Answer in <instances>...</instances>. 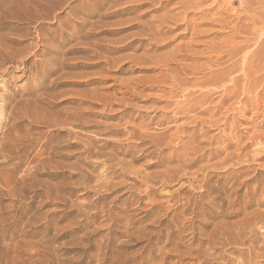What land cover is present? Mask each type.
Returning <instances> with one entry per match:
<instances>
[{
	"label": "rangeland",
	"instance_id": "obj_1",
	"mask_svg": "<svg viewBox=\"0 0 264 264\" xmlns=\"http://www.w3.org/2000/svg\"><path fill=\"white\" fill-rule=\"evenodd\" d=\"M63 2L0 19V264H264V0Z\"/></svg>",
	"mask_w": 264,
	"mask_h": 264
},
{
	"label": "bare ground",
	"instance_id": "obj_2",
	"mask_svg": "<svg viewBox=\"0 0 264 264\" xmlns=\"http://www.w3.org/2000/svg\"><path fill=\"white\" fill-rule=\"evenodd\" d=\"M16 1V0H15ZM240 2V1H239ZM64 3L65 2H63V0H23V1H21V2H19L18 1V3L16 4V10H13L12 12H10V13H7L6 15H2V17H0V19H12V20H19V21H22V20H34L35 18L36 19H43V18H45V17H49V16H51L50 15V13L49 12H51V9H53L54 7H62L63 5H64ZM260 3V2H259ZM264 4V3H263ZM262 4V5H263ZM14 5V4H13ZM61 5V6H60ZM247 6V5H246ZM9 8H10V6H8ZM256 8V7H255ZM6 9V8H5ZM23 9V10H22ZM260 9H264V8H260ZM19 10H22V11H19ZM263 11V10H262ZM243 12V11H242ZM260 12V11H259ZM264 12V11H263ZM262 13V12H261ZM20 14V15H19ZM246 14V13H245ZM262 16V15H261ZM264 16V15H263ZM252 17H253V14H252ZM260 17V16H259ZM56 18V16L53 18V19H55ZM255 18V17H254ZM47 19H49V20H51L52 18H47ZM260 19H262V18H260ZM264 20V19H263ZM39 21V20H38ZM16 22V21H15ZM40 22V21H39ZM43 22V21H42ZM41 22V23H42ZM23 23V22H22ZM35 23V22H34ZM38 23V22H37ZM263 23V22H262ZM263 25H264V23H263ZM35 28V27H34ZM241 30V29H240ZM255 30V29H254ZM260 30V29H259ZM239 31V30H238ZM256 31V30H255ZM261 32V31H260ZM264 33V32H263ZM264 35V34H263ZM260 36H261V33H260ZM23 37H25V36H23ZM264 37V36H263ZM258 40H259V38H258ZM264 40V39H263ZM11 42L12 43H16L15 41H12L11 40ZM232 42V41H231ZM23 43V42H22ZM230 44V43H229ZM232 45V44H231ZM237 45H238V43H237ZM259 45V44H258ZM32 46V45H31ZM242 46V45H241ZM240 46V47H241ZM6 47V46H5ZM38 48V47H37ZM227 48V47H226ZM236 49V48H235ZM239 49V48H238ZM25 50V49H24ZM229 50V49H228ZM231 50V49H230ZM241 50H242V48H241ZM2 51H6V53H7V55H8V58H11L13 55H15L14 54V52L13 51H11V50H0V52H2ZM234 51V50H233ZM240 51V50H239ZM237 52V51H236ZM222 53V52H221ZM239 53V52H238ZM19 55V54H18ZM21 55V54H20ZM231 55H232V53H231ZM223 56V55H222ZM14 57V56H13ZM229 58V57H228ZM221 62V61H220ZM226 62V61H225ZM208 63V62H207ZM224 65V64H223ZM207 66V65H206ZM212 66V65H211ZM212 68V67H211ZM202 71V70H201ZM213 74V73H212ZM257 81H258V79H257ZM256 81V82H257ZM233 82V81H232ZM203 90V89H202ZM200 92V91H199ZM235 93V92H234ZM242 93H243V91H242ZM208 97V96H207ZM42 98V97H41ZM78 112V111H77ZM2 151H3V149H2ZM13 157V156H12ZM1 172V171H0ZM0 175H1V173H0ZM3 175V174H2ZM1 175V176H2ZM12 175V174H11ZM4 176V175H3ZM7 176V175H6ZM5 177V176H4ZM4 177H1V178H3L4 179ZM3 179H1L2 181H3ZM6 179V178H5ZM14 179V178H13ZM1 181V182H2ZM16 181V180H15ZM7 182H9V181H7ZM6 183V182H5ZM7 184V183H6ZM12 185V184H11ZM11 186H9V188H10ZM14 187V186H13ZM18 188V187H17ZM11 189V188H10ZM13 189V188H12ZM6 190H8V188L6 189ZM26 190V189H25ZM20 191V190H19ZM18 191V192H19ZM236 191V190H235ZM5 193V192H4ZM8 194V193H7ZM11 194V193H10ZM9 194V195H10ZM53 194V193H52ZM233 194V193H232ZM37 195L38 196H40V194H38L37 193ZM9 197V196H8ZM11 197H13L12 195H11ZM14 197H16V196H14ZM13 197V198H14ZM22 197V196H21ZM50 197H52V195L50 196ZM49 197V198H50ZM15 199V198H14ZM18 199H20V198H18ZM16 200V199H15ZM263 201V200H262ZM262 203V202H261ZM242 206V205H241ZM259 206V205H258ZM232 207V206H231ZM2 211V210H1ZM239 211V210H238ZM257 211H259V210H257ZM240 212V211H239ZM255 212V211H254ZM263 212V211H262ZM229 213V212H228ZM226 214V213H225ZM237 214V213H236ZM255 214V213H254ZM253 214V215H254ZM257 214V213H256ZM255 214V215H256ZM251 215V214H250ZM252 215V216H253ZM234 216V215H233ZM247 216H249V215H247ZM257 216H258V214H257ZM246 217V216H245ZM250 217V216H249ZM225 218V217H224ZM256 218V217H255ZM3 219V218H2ZM227 219V218H226ZM249 220H250V218H248ZM252 219V218H251ZM256 219H258V218H256ZM244 220H246V219H244ZM243 221V220H242ZM250 222V221H249ZM241 223V222H240ZM242 223H244V222H242ZM242 223L240 224V226L242 225ZM246 223V222H245ZM223 224H225V223H223ZM227 224L229 225V223L227 222ZM249 224V223H248ZM247 224V225H248ZM219 225V224H218ZM217 225V226H218ZM221 225V224H220ZM236 225V224H235ZM216 226V227H217ZM223 226V225H222ZM233 227H234V225H232ZM237 227H240V226H238V225H236ZM244 226H246L245 224H244ZM244 226H242V227H244ZM251 226H253V225H251ZM216 227H215V229H216ZM231 227V226H230ZM249 227V226H248ZM256 227V226H255ZM246 228H247V226L246 227H244V229H245V231H246ZM254 228V227H253ZM219 228H217V230H218ZM221 229H222V227H221ZM233 229V228H232ZM236 229V228H235ZM240 229V228H239ZM228 230H230L231 231V228L229 229L228 228ZM238 229H236V231H237ZM225 232H226V230H224ZM249 231V230H248ZM247 231V232H248ZM214 231H212V233H213ZM217 232V231H216ZM216 232H215V234H216ZM220 232V231H219ZM219 232L217 233V234H219ZM234 232V231H233ZM233 232H228V233H230V235H232L231 233H233ZM242 232H243V230H242ZM214 234V233H213ZM222 234H224L223 233V230H222ZM236 234V233H235ZM239 233L237 232V235H238ZM241 234V233H240ZM226 235V234H225ZM220 236V235H219ZM215 237H217L216 235H215ZM222 237V236H221ZM220 237V238H221ZM226 237V236H225ZM234 237H235V235H234ZM238 237V236H237ZM236 237V238H237ZM212 238H214V236H212ZM223 238V237H222ZM239 238H240V235H239ZM232 239H234L233 237L231 238V240ZM214 240H216V238L214 239ZM235 240V239H234ZM241 240V239H240ZM210 241H213L211 238H210ZM209 241V242H210ZM230 241V240H229ZM242 241V240H241ZM247 241H248V239H247ZM215 242V241H214ZM217 242V241H216ZM235 242H237V241H235ZM239 242V241H238ZM245 242V241H244ZM244 242H242L244 245H246V243L248 244V242H250V241H248V242H246V243H244ZM213 243V242H212ZM211 243V244H212ZM254 243H256V241L254 242ZM210 244V245H211ZM240 244H241V242H240ZM257 244V243H256ZM214 245H215V243H214ZM214 245H212V246H214ZM248 245H250V244H248ZM254 245V244H253ZM211 246V247H212ZM261 246V245H260ZM263 246V245H262ZM253 246H250V248H252ZM257 247V246H256ZM264 247V246H263ZM262 247V250L264 249ZM255 248V247H254ZM255 250V249H254ZM254 250H251V252L253 253V251ZM257 251V250H256ZM249 252V251H248ZM244 253V256H245V253L246 252H243ZM243 253H242V255H243ZM250 253V252H249ZM258 252H255V254L258 256V254H257ZM261 253V252H260ZM264 254V253H263ZM256 255H255V257H254V260H257L258 259V257H256ZM264 256V255H263ZM257 258V259H256ZM243 259V258H242ZM259 259H260V256H259ZM242 261V260H241ZM243 261H245V260H243ZM256 263H257V261H255ZM254 262V263H255ZM242 264H244L243 262H242Z\"/></svg>",
	"mask_w": 264,
	"mask_h": 264
}]
</instances>
